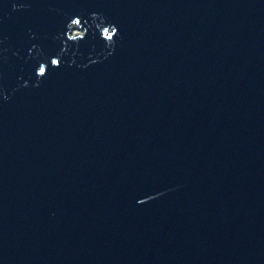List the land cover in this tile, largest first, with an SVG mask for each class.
I'll list each match as a JSON object with an SVG mask.
<instances>
[{
  "label": "water",
  "instance_id": "water-1",
  "mask_svg": "<svg viewBox=\"0 0 264 264\" xmlns=\"http://www.w3.org/2000/svg\"><path fill=\"white\" fill-rule=\"evenodd\" d=\"M0 264H264V0H0Z\"/></svg>",
  "mask_w": 264,
  "mask_h": 264
},
{
  "label": "rangeland",
  "instance_id": "rangeland-1",
  "mask_svg": "<svg viewBox=\"0 0 264 264\" xmlns=\"http://www.w3.org/2000/svg\"><path fill=\"white\" fill-rule=\"evenodd\" d=\"M79 33H81V30L78 29V28H76V29H74L72 35H77V34H79Z\"/></svg>",
  "mask_w": 264,
  "mask_h": 264
}]
</instances>
